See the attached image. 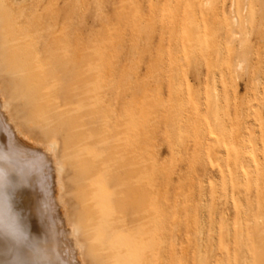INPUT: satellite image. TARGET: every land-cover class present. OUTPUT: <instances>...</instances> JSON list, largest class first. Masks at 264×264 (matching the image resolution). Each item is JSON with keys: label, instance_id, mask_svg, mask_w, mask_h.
I'll list each match as a JSON object with an SVG mask.
<instances>
[{"label": "rangeland", "instance_id": "1", "mask_svg": "<svg viewBox=\"0 0 264 264\" xmlns=\"http://www.w3.org/2000/svg\"><path fill=\"white\" fill-rule=\"evenodd\" d=\"M11 73L88 264H264V0H0Z\"/></svg>", "mask_w": 264, "mask_h": 264}, {"label": "bare ground", "instance_id": "2", "mask_svg": "<svg viewBox=\"0 0 264 264\" xmlns=\"http://www.w3.org/2000/svg\"><path fill=\"white\" fill-rule=\"evenodd\" d=\"M243 66L240 63L241 69ZM6 78L4 84L0 83V264H88L84 243L79 239V228L71 220L64 201L63 191L69 183L63 187L62 165L56 145L52 141L39 142L31 138L22 130L10 109L8 96L13 94V89L18 87L21 90L25 86L28 91L33 90L36 81L27 80L22 84L12 73ZM33 110L35 113V106ZM48 134L52 135L50 128ZM14 169L20 175L25 172L26 177L22 176L20 182L14 181ZM20 184L28 185L26 199L31 218L36 227L45 232V248L41 252L37 251L35 234L25 225L26 218L23 219L19 208L16 192ZM133 259L126 262L133 263Z\"/></svg>", "mask_w": 264, "mask_h": 264}]
</instances>
